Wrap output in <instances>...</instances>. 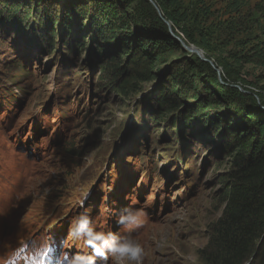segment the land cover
Returning <instances> with one entry per match:
<instances>
[{
  "label": "rangeland",
  "instance_id": "rangeland-1",
  "mask_svg": "<svg viewBox=\"0 0 264 264\" xmlns=\"http://www.w3.org/2000/svg\"><path fill=\"white\" fill-rule=\"evenodd\" d=\"M7 1L0 5V245L25 230L22 239L39 234L58 239L62 252L90 254L83 238L70 234L74 218L87 210L96 231L130 232L144 249L142 264H206L198 251L221 213L220 179L228 169L218 142L206 140L207 130L196 136L153 123L146 91L125 95L110 87L106 56L97 54L74 0ZM12 1L20 4L19 18L31 7L37 18L30 15L24 25L2 19ZM80 1L84 11L87 0ZM204 1L212 26L227 18L228 0ZM245 1L247 30L235 37L246 34L248 43L226 44L225 35L216 42L225 45L223 55L246 54L244 86L264 92V37L256 22L264 1ZM129 207L145 213L143 227L118 224ZM4 258L0 248V264Z\"/></svg>",
  "mask_w": 264,
  "mask_h": 264
},
{
  "label": "trees",
  "instance_id": "trees-1",
  "mask_svg": "<svg viewBox=\"0 0 264 264\" xmlns=\"http://www.w3.org/2000/svg\"><path fill=\"white\" fill-rule=\"evenodd\" d=\"M154 1L160 13L147 0H87L84 11L81 1L74 0L71 7L81 21H87L97 54L106 56L103 71L110 87L125 95L146 91L147 107L155 112L153 123L176 125L196 136L207 130L211 135L206 140L217 141L227 158L228 169L220 179L221 213L198 251L203 261L264 264V92L244 86L240 63L246 54L232 50L223 55L225 45L216 42L225 35L226 44L234 40L236 47L243 48L248 43L246 34L235 37L247 30L246 16L251 13L242 11L246 1L228 0L227 18L213 26L208 21L211 7L204 0ZM7 2L0 0V5ZM11 3L5 21L24 25L30 15L37 18L33 7L19 18V2ZM260 18L256 22L264 37V6ZM163 19L170 22L174 34L203 49L214 67L184 51ZM52 32L47 36L49 51H53ZM76 46L83 48L82 43ZM254 47L255 54H261L259 45Z\"/></svg>",
  "mask_w": 264,
  "mask_h": 264
},
{
  "label": "clouds",
  "instance_id": "clouds-1",
  "mask_svg": "<svg viewBox=\"0 0 264 264\" xmlns=\"http://www.w3.org/2000/svg\"><path fill=\"white\" fill-rule=\"evenodd\" d=\"M83 206V201L81 202ZM145 213L140 209L125 208L120 211L118 224L121 226H133L136 229L143 227ZM70 234L76 238H83L85 246L91 249L90 254L70 253L63 251L57 264H142L144 249L136 242L130 232L124 236H118L112 232H99L93 226V220L87 210L82 211L74 218Z\"/></svg>",
  "mask_w": 264,
  "mask_h": 264
},
{
  "label": "water",
  "instance_id": "water-1",
  "mask_svg": "<svg viewBox=\"0 0 264 264\" xmlns=\"http://www.w3.org/2000/svg\"><path fill=\"white\" fill-rule=\"evenodd\" d=\"M147 1L150 2V3L153 5V7L156 9V11H157L158 13H160L159 8L157 7V5H156V3H155L154 0H147ZM163 20H164L165 23L167 24L168 29H169V32L171 33V35H172L173 37H175V38L179 41V43L181 44L182 49H183L184 51H186V52H188V53H194L195 55H197V56H198L199 58H201L202 60L208 61V62L214 67L213 61H212L211 59L205 57V55H204V53H203V51H202L201 48L197 47V46L194 45V44H187V43H186V42H185L180 36H178V35H176V34L173 33V31H172V29H171V24H170V22L167 21V20H165V19H163ZM215 70H216V72H217L218 75H219V74H220V69L215 67ZM219 79L221 80L220 75H219ZM237 87H238L239 89H241L240 86H237Z\"/></svg>",
  "mask_w": 264,
  "mask_h": 264
}]
</instances>
